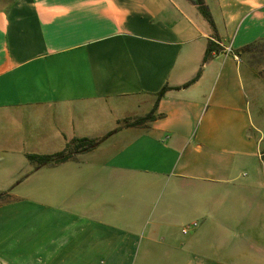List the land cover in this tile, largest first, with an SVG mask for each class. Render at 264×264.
<instances>
[{
    "label": "crops",
    "instance_id": "1",
    "mask_svg": "<svg viewBox=\"0 0 264 264\" xmlns=\"http://www.w3.org/2000/svg\"><path fill=\"white\" fill-rule=\"evenodd\" d=\"M204 2L0 0V264H264V0Z\"/></svg>",
    "mask_w": 264,
    "mask_h": 264
},
{
    "label": "trees",
    "instance_id": "2",
    "mask_svg": "<svg viewBox=\"0 0 264 264\" xmlns=\"http://www.w3.org/2000/svg\"><path fill=\"white\" fill-rule=\"evenodd\" d=\"M195 4H197L199 11L208 19V21L214 26V20L212 18L211 12L208 8V6L205 4L204 0H192ZM221 52L222 47L220 45L219 41H216L215 39L209 40L206 53L204 56L203 63H206L212 56L213 52ZM201 75V70L198 72L197 76L193 78L190 82L186 83L185 86H188L195 82ZM171 89V86L166 85L162 88V90L158 93V97L164 96L166 91ZM153 117V112L149 113L147 116H144L142 118H138L135 120V124L142 123L150 118ZM75 142L73 143L74 146L71 148V150H63L60 152H56L54 154H29L28 157L32 163L36 165L35 168H39L44 165H55L60 164L65 161H68L72 158H74L75 154L81 151H88L91 149L96 148L98 145H100L103 141V138H76L74 139ZM73 140V141H74ZM10 197L9 192H0V200H6Z\"/></svg>",
    "mask_w": 264,
    "mask_h": 264
},
{
    "label": "rangeland",
    "instance_id": "3",
    "mask_svg": "<svg viewBox=\"0 0 264 264\" xmlns=\"http://www.w3.org/2000/svg\"><path fill=\"white\" fill-rule=\"evenodd\" d=\"M264 46L259 44L258 46H256V50L257 51H260V52H263ZM257 60H255V63H257L258 61L260 63H264V59H263V53L257 55ZM245 84H246V89L247 91L249 92V94L251 95V97H253V111H254V115H255V118H256V121L259 123L261 121L260 124L264 123V117H261L260 114L258 113V109L259 108H263L264 109V79H256V82H255V85H257V88H256V92L255 93H252V91L250 90V82H248V80L245 81ZM264 127V125H261ZM66 128V126H64ZM76 139V138H75ZM74 139L72 140H69L68 141V147L71 149L73 148L74 146V142L75 140L73 141ZM68 149V148H66Z\"/></svg>",
    "mask_w": 264,
    "mask_h": 264
},
{
    "label": "built area",
    "instance_id": "4",
    "mask_svg": "<svg viewBox=\"0 0 264 264\" xmlns=\"http://www.w3.org/2000/svg\"><path fill=\"white\" fill-rule=\"evenodd\" d=\"M225 51H226V54H230V53L232 52V49H231V47H227V48H225ZM193 224L196 225L197 223L195 222V223H193ZM188 229H189V226H186V227L184 228V232H187Z\"/></svg>",
    "mask_w": 264,
    "mask_h": 264
}]
</instances>
